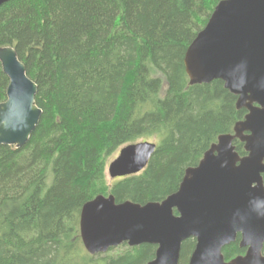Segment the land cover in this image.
Segmentation results:
<instances>
[{"label":"trees","instance_id":"16d2710c","mask_svg":"<svg viewBox=\"0 0 264 264\" xmlns=\"http://www.w3.org/2000/svg\"><path fill=\"white\" fill-rule=\"evenodd\" d=\"M219 1L11 0L0 7V47L14 48L41 110L25 146H0V264L153 260L156 247L148 244L89 255L80 212L98 195L162 201L243 120L246 110L221 81L190 86L184 70L187 47ZM7 85L0 65V103ZM152 140L141 173L109 180L108 163L121 148ZM233 145L246 155L241 142ZM194 246L182 243L178 264L188 263ZM244 252L239 236L222 250L225 261Z\"/></svg>","mask_w":264,"mask_h":264},{"label":"water","instance_id":"95a60500","mask_svg":"<svg viewBox=\"0 0 264 264\" xmlns=\"http://www.w3.org/2000/svg\"><path fill=\"white\" fill-rule=\"evenodd\" d=\"M11 0H0V7ZM0 65L8 78L0 103V146L20 149L35 130L41 110L36 84L12 47H0ZM183 65L188 84L218 80L246 110L232 134H223L184 172L178 190L160 202L116 203L98 195L82 206L79 235L85 251L104 254L123 244L156 247L147 264H178L182 243L195 246L187 264H264V0H221L187 47ZM243 144L245 156L235 151ZM156 144L124 146L108 163L115 180L141 173ZM239 236L245 252L230 261L224 247Z\"/></svg>","mask_w":264,"mask_h":264},{"label":"rangeland","instance_id":"374dc122","mask_svg":"<svg viewBox=\"0 0 264 264\" xmlns=\"http://www.w3.org/2000/svg\"><path fill=\"white\" fill-rule=\"evenodd\" d=\"M149 142H155L154 140H152V141H149ZM118 248H116V249H114V253H117L118 252Z\"/></svg>","mask_w":264,"mask_h":264}]
</instances>
